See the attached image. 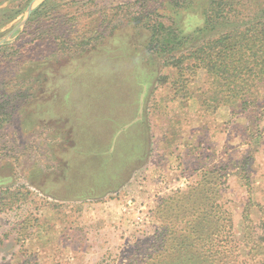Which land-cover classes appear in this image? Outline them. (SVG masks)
Returning a JSON list of instances; mask_svg holds the SVG:
<instances>
[{
    "label": "rangeland",
    "instance_id": "1",
    "mask_svg": "<svg viewBox=\"0 0 264 264\" xmlns=\"http://www.w3.org/2000/svg\"><path fill=\"white\" fill-rule=\"evenodd\" d=\"M232 1L241 3L236 16L198 34L242 29L264 3ZM204 2L0 0V93L17 98L12 119L0 128V192L7 204L0 210V264H18L24 255L39 264H130L147 257L160 231L155 210L161 200L195 184L213 157L239 160L249 149L243 119L224 120L221 110L202 113L211 79L198 71L188 91L198 98L190 106L198 105L203 146L196 155L160 152L177 112L170 83L178 77L164 67L141 22L171 25L182 41L194 42ZM140 12V22H131ZM97 24L101 34H93ZM87 26L92 39L83 43ZM76 32L71 49L61 45ZM183 119L187 125L189 117ZM260 127L262 147L250 161L252 192L231 174L221 197L235 238L245 207L256 217L264 213V118ZM225 143L235 149L223 156ZM175 257L178 263L194 256L149 264Z\"/></svg>",
    "mask_w": 264,
    "mask_h": 264
},
{
    "label": "trees",
    "instance_id": "2",
    "mask_svg": "<svg viewBox=\"0 0 264 264\" xmlns=\"http://www.w3.org/2000/svg\"><path fill=\"white\" fill-rule=\"evenodd\" d=\"M204 1L206 8L203 6L205 9L201 13L204 17L203 26L192 38L195 44L187 39L183 43L182 36L177 37L176 34L179 33L171 25L162 22L147 24L143 21L141 25L150 30V41L158 56L165 57L164 67L173 68L177 73L178 78L170 83L174 98L191 97L188 87L194 83L198 71H202L211 80L200 106L212 112L219 106H228L229 121L243 119L249 149L243 152L239 160L231 155L225 160L213 157L214 163L201 170L195 184L175 196L162 199L155 210L160 231L150 244V253L144 258L131 259L130 264L145 262L151 259V255L155 257L146 264L155 259L171 255L184 256L187 253L194 256L190 257L192 260L177 263L178 258L175 257L176 259H168L162 264H193L195 260H198L197 264H264V213L256 217L245 207L239 235L235 238L232 216L221 203L231 174L245 180L248 192H252L254 174L250 161L254 159L253 153L262 147L260 121L264 118V100L259 98V89L264 86V3L256 6L253 23L242 29L232 28L221 34H198L203 33L210 23L227 24L229 14L236 16L235 6L241 4L232 0ZM246 2L250 4L247 7H252L251 3L255 1ZM137 15L132 17L131 22H140L139 18L143 14L140 12ZM150 15L153 16V12ZM101 16L104 20L106 15ZM31 17L32 15L29 20L35 21L36 17ZM70 20L76 18L72 17ZM100 26L101 24H97L93 34H101ZM212 27L214 26H210ZM50 33L51 29L47 30V34ZM80 34L82 37L79 38L83 43L88 42L92 38H87L85 34H92L91 27L87 26ZM80 34L75 38L61 39V45L71 49ZM16 99L0 93V128L12 119ZM225 130L227 129L223 128L224 132ZM201 142L202 140L193 148H185V152L196 155L203 146ZM225 144L220 153L223 156L235 149L228 143ZM2 195L3 192H0V210L7 206ZM18 264L39 263L33 256L24 255Z\"/></svg>",
    "mask_w": 264,
    "mask_h": 264
},
{
    "label": "crops",
    "instance_id": "3",
    "mask_svg": "<svg viewBox=\"0 0 264 264\" xmlns=\"http://www.w3.org/2000/svg\"><path fill=\"white\" fill-rule=\"evenodd\" d=\"M177 98H176L177 102L175 101V108H177V112L176 114H174L175 116L174 122H172L173 128L169 133L164 132L165 137L162 139L163 142H161L160 144L162 145L160 148L161 153L163 149H168V150L170 149L169 152L173 151L175 155L176 153L183 152L181 150H184L185 148H193L199 142L201 133H200L199 125H198L199 121L197 119L198 105L195 106L194 110H192L190 106V103L193 100H196V99L198 100V98H196V96L194 97L191 96L187 99H182L179 97ZM199 108L202 110V113L206 112V109L204 106L199 105ZM218 110H221L222 113L224 112V114L226 113L224 120L230 116V108L228 106H224V105L219 106L216 109V112H215L216 114H218L217 113ZM208 115L209 113L206 112L207 117ZM183 116L189 117V123L187 125L184 124L185 121L184 122L181 121V120H184ZM224 120L222 119L219 121H224ZM165 157L167 158L169 156L165 155Z\"/></svg>",
    "mask_w": 264,
    "mask_h": 264
},
{
    "label": "water",
    "instance_id": "4",
    "mask_svg": "<svg viewBox=\"0 0 264 264\" xmlns=\"http://www.w3.org/2000/svg\"><path fill=\"white\" fill-rule=\"evenodd\" d=\"M35 1V0H34ZM28 12H30V10H28Z\"/></svg>",
    "mask_w": 264,
    "mask_h": 264
}]
</instances>
